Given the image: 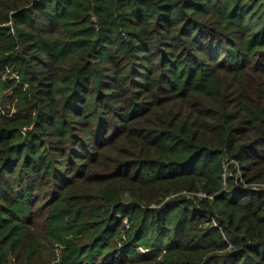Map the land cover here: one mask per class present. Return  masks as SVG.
<instances>
[{"label": "trees", "instance_id": "obj_1", "mask_svg": "<svg viewBox=\"0 0 264 264\" xmlns=\"http://www.w3.org/2000/svg\"><path fill=\"white\" fill-rule=\"evenodd\" d=\"M0 107V264H264V0H0Z\"/></svg>", "mask_w": 264, "mask_h": 264}, {"label": "built area", "instance_id": "obj_2", "mask_svg": "<svg viewBox=\"0 0 264 264\" xmlns=\"http://www.w3.org/2000/svg\"><path fill=\"white\" fill-rule=\"evenodd\" d=\"M6 113H8L5 109H3L2 107H0V115H5ZM11 113H14V109H11Z\"/></svg>", "mask_w": 264, "mask_h": 264}]
</instances>
